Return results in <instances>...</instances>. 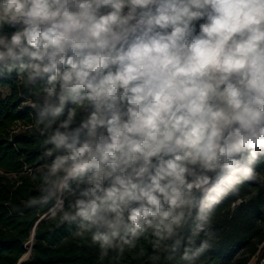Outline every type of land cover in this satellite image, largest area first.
Masks as SVG:
<instances>
[{"label":"clouds","instance_id":"clouds-1","mask_svg":"<svg viewBox=\"0 0 264 264\" xmlns=\"http://www.w3.org/2000/svg\"><path fill=\"white\" fill-rule=\"evenodd\" d=\"M13 73L43 138L25 206L51 204L100 259L143 240L152 264L194 260L216 207L256 178L264 0H0Z\"/></svg>","mask_w":264,"mask_h":264},{"label":"trees","instance_id":"trees-1","mask_svg":"<svg viewBox=\"0 0 264 264\" xmlns=\"http://www.w3.org/2000/svg\"><path fill=\"white\" fill-rule=\"evenodd\" d=\"M3 87L11 91L4 95ZM27 95L15 73L0 77V264H152V249L143 240L122 257L109 251L100 259L99 248L91 245L90 237H76V225L60 224L59 217H45L30 242L36 221L51 204L25 206L30 197L38 195L39 180L33 176L44 162L38 159L43 138L27 128L34 119L23 103ZM255 171L254 180L245 181L238 194H229L216 207L210 226L197 237L196 248L201 240L208 241L202 254L192 261L181 260L179 254L175 259L162 255L158 264H249L255 256L263 261L264 182L256 167ZM140 247L146 255H137Z\"/></svg>","mask_w":264,"mask_h":264},{"label":"rangeland","instance_id":"rangeland-1","mask_svg":"<svg viewBox=\"0 0 264 264\" xmlns=\"http://www.w3.org/2000/svg\"><path fill=\"white\" fill-rule=\"evenodd\" d=\"M2 92H3V94L4 95H6V94H8L11 90L9 89V88H7V87H3L2 88ZM255 167H256V169H257V172H258V174H259V176H260V178L263 180V182H264V157H262L260 160H259V162L255 165ZM30 245H29V251H30V247H31V243H29ZM28 251V254H27V256L29 255V252ZM249 264H264V260L263 261H258V257L257 256H255V257H253L252 259H251V261L249 262Z\"/></svg>","mask_w":264,"mask_h":264},{"label":"water","instance_id":"water-1","mask_svg":"<svg viewBox=\"0 0 264 264\" xmlns=\"http://www.w3.org/2000/svg\"><path fill=\"white\" fill-rule=\"evenodd\" d=\"M45 217H47V216L44 214L43 216H41L40 220L36 221L35 226H34L33 231H32V234H31V240H30V242L34 239V234H35V231H36V227L38 226V224H39V223H40ZM22 259H24V257H23Z\"/></svg>","mask_w":264,"mask_h":264},{"label":"built area","instance_id":"built-area-1","mask_svg":"<svg viewBox=\"0 0 264 264\" xmlns=\"http://www.w3.org/2000/svg\"><path fill=\"white\" fill-rule=\"evenodd\" d=\"M27 254H28V252L25 254V256H24L25 258L28 257Z\"/></svg>","mask_w":264,"mask_h":264}]
</instances>
